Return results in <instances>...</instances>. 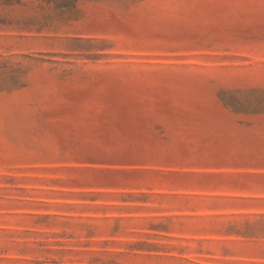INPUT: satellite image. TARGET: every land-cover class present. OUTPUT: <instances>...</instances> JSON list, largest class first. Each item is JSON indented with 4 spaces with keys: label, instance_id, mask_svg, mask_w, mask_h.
<instances>
[{
    "label": "rangeland",
    "instance_id": "374dc122",
    "mask_svg": "<svg viewBox=\"0 0 264 264\" xmlns=\"http://www.w3.org/2000/svg\"><path fill=\"white\" fill-rule=\"evenodd\" d=\"M0 264H264V0H0Z\"/></svg>",
    "mask_w": 264,
    "mask_h": 264
}]
</instances>
